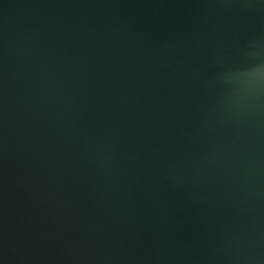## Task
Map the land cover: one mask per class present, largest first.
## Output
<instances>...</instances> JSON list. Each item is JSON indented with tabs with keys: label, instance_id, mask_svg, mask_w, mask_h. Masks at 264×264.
<instances>
[{
	"label": "water",
	"instance_id": "obj_1",
	"mask_svg": "<svg viewBox=\"0 0 264 264\" xmlns=\"http://www.w3.org/2000/svg\"><path fill=\"white\" fill-rule=\"evenodd\" d=\"M0 264H264V0H0Z\"/></svg>",
	"mask_w": 264,
	"mask_h": 264
}]
</instances>
